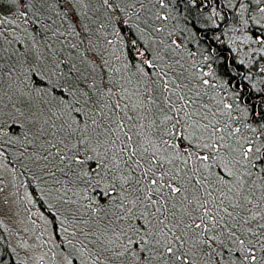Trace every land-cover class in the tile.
I'll return each mask as SVG.
<instances>
[{
    "label": "snow or ice",
    "instance_id": "snow-or-ice-1",
    "mask_svg": "<svg viewBox=\"0 0 264 264\" xmlns=\"http://www.w3.org/2000/svg\"><path fill=\"white\" fill-rule=\"evenodd\" d=\"M156 2L167 7L166 0ZM226 6L243 28L253 25L244 42L261 45L264 56V0ZM145 11L144 0L0 3V25L19 20L31 41L13 32L23 50L0 45V82L15 75L22 84L31 75V84L9 99L35 128L31 139L25 133L23 141L0 140V172L8 168L9 147L20 143L9 169L14 199L0 174V228L4 217L23 212L35 232L38 215L43 229L36 243L20 246L47 248L39 259L51 254L61 264H264V143L247 137L230 143L241 129L218 117L232 119L233 105L214 109L204 99L205 86L215 87L204 77L214 73L189 77L160 52L140 51L146 28L162 30L151 21L169 18L157 12L142 19ZM0 40H7L3 31ZM222 59L226 84L239 97L250 75ZM21 61L29 65L24 81ZM252 118L264 129V107L253 106ZM253 158L260 164L255 179V163L237 167ZM88 189L92 196L84 195ZM37 204L41 211L33 213L29 206Z\"/></svg>",
    "mask_w": 264,
    "mask_h": 264
},
{
    "label": "trees",
    "instance_id": "trees-1",
    "mask_svg": "<svg viewBox=\"0 0 264 264\" xmlns=\"http://www.w3.org/2000/svg\"><path fill=\"white\" fill-rule=\"evenodd\" d=\"M7 0H0V3H6ZM167 7L160 8L161 12L168 16L167 20H159L155 23L151 21L153 27H159L162 30L159 32L152 31L151 28L145 29V35L139 38V49L144 52L147 49V55H151L154 52H160L164 55V62L168 63H182L183 70L189 68L193 73L199 75L198 68L205 69L208 63L209 72L214 73L208 76L210 85L214 84L219 86L220 90L215 91V87L205 86L206 91L212 92L211 95H206L209 99H212V95L219 94L225 99L227 104H232L231 110L232 119L227 114L219 116L218 118L222 122H227L232 128L240 127L241 131L237 134V137L233 138L230 143L235 144L237 140L242 143L244 138L252 141L254 144L264 143V129L257 124L252 118L253 106L257 110L264 107V73L258 71L259 67H264V56L261 55L257 49L261 45L254 44L251 41L245 43L244 37L250 34V30L253 25L250 23L249 28H243V25L239 23V17L234 8L226 6V0H166ZM95 4H93V7ZM148 9V7H146ZM150 15L151 10L148 11ZM215 13H219L216 15ZM142 19L148 17L147 15H141ZM247 18V14H246ZM8 19L12 20L13 17L9 16ZM134 23H139L133 21ZM20 24V27H17ZM143 27V24H140ZM23 24L19 20H15L13 23H5L0 25V31L5 33L7 40H12L11 33H16L26 43L30 45L31 41L27 37L26 33L21 31ZM127 35V34H126ZM116 42V46L119 49L120 43L116 40V37L110 36ZM7 40H0V45L6 48L15 50L20 48L23 50L24 45L16 40H12V44L9 45ZM177 41V42H176ZM171 47H167V46ZM127 48L125 47L121 51L122 60L126 61ZM208 56V60H204V57ZM226 58L227 63L230 65V69L235 72L237 69L243 70L245 75H250L248 81H244L245 88L241 89V95L237 97L233 88L226 84L227 76L224 73L223 64ZM243 60L247 67L241 66L238 62ZM159 63V61H158ZM189 65V66H188ZM36 65L33 64L32 67ZM119 66V64H118ZM18 71H20V80L24 81V70L29 67L28 64L21 62L17 63ZM45 71L51 72V68L48 63L41 65ZM63 67V66H62ZM181 71L180 66H176ZM250 70V71H249ZM205 71V70H204ZM135 72V68H129V73ZM123 75V73H121ZM17 80V79H15ZM197 81L194 80V83ZM31 84V75L28 74V79L19 84L20 87H27ZM255 85V88H253ZM15 95V94H14ZM205 96V97H206ZM220 99V98H219ZM218 99V100H219ZM215 105L217 103L215 101ZM217 108V107H216ZM4 120V119H3ZM0 119V133L6 135L0 136V140L7 142L10 138L18 141L24 140V134H28V138H32V134L35 133V128L32 124H29L27 128L24 119H18L13 117L11 120L3 121ZM255 129V131H253ZM247 145L245 144V147ZM20 148V143L10 146L8 152L5 153V159L11 168L17 165L15 159L16 150ZM264 151V150H262ZM242 163H244V169L251 167L252 163L256 164V167L252 169L254 176L259 173L260 164L253 159V161H244L241 159V164L237 165L240 171L242 169ZM215 171V169H214ZM21 180L25 178L20 176ZM35 183V181H33ZM85 185L80 183V188H84ZM84 195L92 196L93 190L88 189ZM86 202V201H85ZM107 205V201H104ZM35 210L39 213L41 211L40 205L34 206ZM232 246V245H230ZM233 255H237L233 253ZM0 256L4 257L5 264H23L20 259L16 257L13 250L10 248L7 235L5 231L0 228ZM228 258V253L225 250V259ZM219 260V258H217Z\"/></svg>",
    "mask_w": 264,
    "mask_h": 264
},
{
    "label": "rangeland",
    "instance_id": "rangeland-1",
    "mask_svg": "<svg viewBox=\"0 0 264 264\" xmlns=\"http://www.w3.org/2000/svg\"><path fill=\"white\" fill-rule=\"evenodd\" d=\"M227 1V0H226ZM145 2V7H148V9H146L145 12L141 13V15H147V16H154L155 13L159 12L161 15H164L159 7V4L156 2V0H144ZM95 7V6H94ZM138 7V6H137ZM148 10H151L150 15H148ZM154 21V22H153ZM153 23L159 21V20H155L153 19ZM160 22V21H159ZM157 22V23H159ZM152 23V24H153ZM177 42V41H176ZM175 67L176 66H180L183 65L182 63H172ZM185 66V64L183 65ZM189 66V65H188ZM186 67V66H185ZM18 69V67H17ZM178 71H180L178 68H176ZM19 70V69H18ZM185 70V69H184ZM187 71L185 72L186 76L191 77V74L197 72H193L187 68ZM198 71H206L209 72L210 67L208 65V63L205 66V69H201L198 68ZM181 71H183V69H181ZM20 72V71H19ZM16 76L14 75L12 77L11 80H9L7 77H5L3 79L2 82H0V119L5 121V120H11V118L13 119V117H18V119H26L27 121H25L27 128H29V122H28V117L27 115L25 116H21L13 107L12 104L14 102L13 100H10L9 97L13 96L15 97V93H16V89L17 87H20V85L17 83ZM204 79H208L207 77H204ZM193 83H194V79H193ZM214 89V87H213ZM220 90L219 86H215V91ZM212 92L207 91V95H211ZM212 99H209L207 96L204 97L205 102L209 103L214 109L216 107H222L223 104H227L228 102L225 101V99H223V97H221V95L219 94V97L217 95H212ZM220 98V99H219ZM219 99V100H218ZM215 101L217 103V105L214 104ZM19 107V105H18ZM6 122V121H5ZM237 157H239V153L236 154ZM254 159V158H253ZM253 159L251 161H253ZM250 161V163H251ZM5 164L8 165L7 169H3L2 172H0V174H2L3 179H4V183L6 185V192L5 195L9 197V199H14V197L11 196V193L15 192L16 189L12 186L13 185V181H12V175L11 172L9 171V169H11V166L4 161ZM244 163H242V169H244ZM17 180L20 181L21 178L20 176L17 177ZM24 189L20 188V195H23ZM31 208V211L33 213H38L35 208L33 206H29ZM4 224L5 227H3L2 229L5 231L6 235H7V240L9 243L10 248L13 250L14 254L16 255V257L18 259H20L22 261L23 264H61L60 259H57L55 261L51 260V254H49V256H45L43 261H41L39 258L44 254V252H46L48 249L47 248H28V249H24L22 248L20 245L27 240L29 244H35V236L38 235L42 229H43V222L39 219L38 215H33L32 219L36 221V224L39 225L40 227H37L35 229V232L32 231L33 229V225L30 224L26 218V214L21 212L19 216H12V217H4ZM23 220V223H20L19 221ZM28 228V232H25L24 229ZM58 251V250H56Z\"/></svg>",
    "mask_w": 264,
    "mask_h": 264
}]
</instances>
